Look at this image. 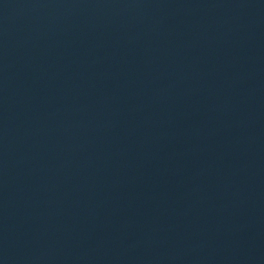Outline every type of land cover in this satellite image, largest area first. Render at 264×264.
I'll list each match as a JSON object with an SVG mask.
<instances>
[{
	"label": "water",
	"instance_id": "water-1",
	"mask_svg": "<svg viewBox=\"0 0 264 264\" xmlns=\"http://www.w3.org/2000/svg\"><path fill=\"white\" fill-rule=\"evenodd\" d=\"M0 264H264V0H0Z\"/></svg>",
	"mask_w": 264,
	"mask_h": 264
}]
</instances>
